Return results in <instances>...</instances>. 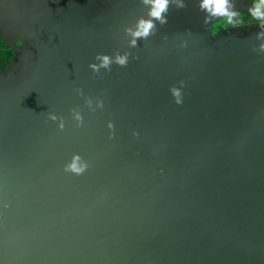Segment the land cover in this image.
I'll return each mask as SVG.
<instances>
[{
  "label": "water",
  "instance_id": "obj_1",
  "mask_svg": "<svg viewBox=\"0 0 264 264\" xmlns=\"http://www.w3.org/2000/svg\"><path fill=\"white\" fill-rule=\"evenodd\" d=\"M201 3L0 0V264H264V26Z\"/></svg>",
  "mask_w": 264,
  "mask_h": 264
},
{
  "label": "clouds",
  "instance_id": "obj_2",
  "mask_svg": "<svg viewBox=\"0 0 264 264\" xmlns=\"http://www.w3.org/2000/svg\"><path fill=\"white\" fill-rule=\"evenodd\" d=\"M226 2H227V0H202L201 7H203L204 5H213L214 4L215 12L223 13L226 11V8H225ZM261 2L264 3V0H261ZM165 3H166V0H155L156 7L153 8L151 14L153 16L159 17L161 15V10L165 8ZM230 19H231V17H228V16L226 17V20H230ZM164 20L165 21L167 20L166 16L164 17ZM219 26H220L219 24H215V25H213V29H216ZM149 27H150V23L148 25H145L144 22L141 21V30L137 31L135 33V35L136 36H140L141 34L147 35L148 31H149ZM261 34H264V31H261ZM213 35H215V31H213ZM164 38L166 39L167 37L165 36ZM133 43H135V41H133ZM260 47L262 50H264V45H261ZM2 57H3V52L0 51V58H2ZM117 59H118V62L120 64H126L127 63L126 56L118 57ZM102 65L105 67H107L109 65V57L108 56L103 57ZM88 67L90 69H92L93 72H96L99 69V66L94 62L90 63L88 65ZM179 84L182 85V87L177 88V87L173 86L170 89V93H171L172 97L174 98V102L176 104H182L183 103V87H184L185 82L183 80H181V81H179ZM76 91L80 94H82V92H83L82 89H77ZM97 99H98V102L96 103V107L102 108L103 107V100L99 99V98H97ZM87 103L89 104V106H91V104H92L91 98H88ZM72 112L75 114V120L77 121V124H79L83 119L81 113L79 111H77L75 108L72 109ZM47 115H48V118L52 121L59 120V128H61V129L64 128V118L62 116L58 117L54 112H49ZM107 126H108V129H110L108 135H109V138L111 139L114 136V131H112L114 129V125H113L112 121H108ZM124 135L126 138L127 133H125ZM132 135L138 136L139 133L137 131L133 130ZM88 167H89V164L86 161H84L79 154H75L73 156V160H72L71 164H66L64 166L65 171H70V172L75 173L77 175L84 173ZM157 173L163 174L164 169L162 167L158 168Z\"/></svg>",
  "mask_w": 264,
  "mask_h": 264
},
{
  "label": "flooded vegetation",
  "instance_id": "obj_3",
  "mask_svg": "<svg viewBox=\"0 0 264 264\" xmlns=\"http://www.w3.org/2000/svg\"><path fill=\"white\" fill-rule=\"evenodd\" d=\"M91 4H103L105 0H83ZM246 6L239 8V10H234L227 12L230 15L223 13V18H219L216 22L212 24L211 29L208 33L212 37H216L223 32L231 31H247L254 27L264 26V3L261 0H244ZM231 17L230 20H226V17ZM219 24L220 26L213 29V25ZM215 31V35H213ZM6 42L5 39L0 37V43ZM12 46V47H11ZM3 48V49H2ZM6 47L0 45V51L6 50ZM10 48L6 53H3V57L0 58V66L6 69L11 63L16 59V51L13 45L10 44ZM3 52V51H2Z\"/></svg>",
  "mask_w": 264,
  "mask_h": 264
},
{
  "label": "trees",
  "instance_id": "obj_4",
  "mask_svg": "<svg viewBox=\"0 0 264 264\" xmlns=\"http://www.w3.org/2000/svg\"><path fill=\"white\" fill-rule=\"evenodd\" d=\"M0 45L1 46H3V47H6L5 49V51L4 50H2L3 51V53H6L7 52V50L8 49H12V48H10V44L9 43H7V42H4V43H0ZM12 47V46H11ZM3 49V48H2Z\"/></svg>",
  "mask_w": 264,
  "mask_h": 264
}]
</instances>
